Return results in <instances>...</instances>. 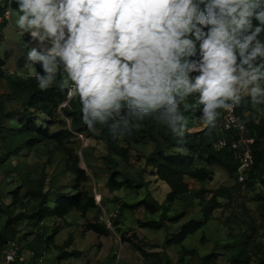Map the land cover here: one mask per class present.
<instances>
[{"label":"rangeland","instance_id":"rangeland-1","mask_svg":"<svg viewBox=\"0 0 264 264\" xmlns=\"http://www.w3.org/2000/svg\"><path fill=\"white\" fill-rule=\"evenodd\" d=\"M17 18L12 11L0 41V57L5 61L6 72L28 78L35 76V69L26 62L25 38L15 28ZM196 95L183 103L191 107L184 114L186 130L195 135L188 136L185 130L183 137L177 136V144L169 153L192 158L199 167L207 166L205 154L192 146L190 139L200 140L206 136L201 131L209 129L224 141L232 118L243 127L235 129L239 131L236 144L243 150L250 149L246 136L249 123L253 120L261 124L264 105L252 103L245 93L241 106L232 111L217 110L216 127L210 129L200 118L202 106L197 105ZM24 102L23 97L16 98L9 92L6 81H0V235L13 234L11 244L24 249V259L30 258L27 245L36 238L26 237L27 233L45 225L49 234L57 230L45 252L48 263L57 262L63 254L61 264H167V254L173 264H264V183L248 182L245 174L235 180L221 166H207L214 176L206 182L186 176L192 190L204 189L206 198L216 197L219 206L201 229L180 241L183 224L205 219L198 198L181 218L177 217L184 201L167 203L169 212L164 224L160 210L149 211L144 204L135 209L123 208L124 202L141 201L147 189L158 201H166L168 185L159 181L153 175V167L146 164L156 145L165 144L168 127L163 122L152 128L137 125L130 133L112 136L114 146L110 147L102 128L90 130L83 124L78 127L66 116L64 108L76 109V103L71 101L58 108L54 123L49 124L46 115L38 118L50 127L51 133L63 131L62 139L40 140L30 146L20 136L4 135L7 128L18 124ZM105 128L111 131L109 124ZM115 162L118 180L127 179L129 184L111 190L108 181ZM140 181L146 186L141 187ZM79 194L93 197L96 206L87 212L74 209L63 217L47 216L42 222L32 217L34 205L53 208L59 197L71 199ZM96 223L107 232L94 229ZM12 246L4 251L1 260L15 250ZM241 251L245 254L240 255Z\"/></svg>","mask_w":264,"mask_h":264},{"label":"clouds","instance_id":"clouds-1","mask_svg":"<svg viewBox=\"0 0 264 264\" xmlns=\"http://www.w3.org/2000/svg\"><path fill=\"white\" fill-rule=\"evenodd\" d=\"M10 3L37 87L66 74L90 130L109 124L119 137L153 118L183 137L193 94L210 129L245 93L264 105V0Z\"/></svg>","mask_w":264,"mask_h":264},{"label":"trees","instance_id":"trees-1","mask_svg":"<svg viewBox=\"0 0 264 264\" xmlns=\"http://www.w3.org/2000/svg\"><path fill=\"white\" fill-rule=\"evenodd\" d=\"M10 0H0V15H4L9 8ZM15 4L11 5V9L15 8ZM9 21L3 19L0 22V41L3 39V31L8 26ZM5 61L0 57V81H6L9 92L16 98L23 97L25 99L24 109L22 111L21 118L14 127L7 128L6 134H11L13 136H20L25 139V142L30 146H34L36 142L40 140H49L56 139L61 140L63 131L51 133L50 127L42 124L39 121V117L46 115L48 118V123H54L56 120V113L58 108L66 102L76 103V109L69 110L64 108L65 114L67 117L73 120V124L78 126L83 124L87 127L86 124L82 121V113L80 112V102L79 97L74 96L71 100L67 99V84L66 74L59 76L57 80L53 82L48 90L42 91L37 87V82L35 76H30L28 78H22L15 74H10L4 69ZM37 70L39 71V66L37 65ZM60 88H64V94H61L59 91ZM188 100V98L186 99ZM184 104L181 105L182 114L189 113L191 107H188V110H184ZM159 120L153 118H146L144 121L135 122L134 126L142 125L149 128H152ZM250 130L247 133V138L252 140L249 143L250 153L252 156V164L246 169H240L241 159L239 157L240 152L243 149L238 147L236 141L239 138V131H235L236 127L231 126V130H226L229 135L220 141L216 134L212 133L209 129L201 131L205 133L206 136L200 140L194 138L190 139L191 145L196 146L201 149L205 154V162L208 167L211 166H221L223 167L229 176L235 180H238L243 174L248 176V182L259 181L264 183V118L261 121V124H255L253 120L249 123ZM105 125L97 123L95 127L102 128L103 132L109 138L107 140L110 147L114 146V142L111 139L113 134L112 131H109L105 128ZM89 129V128H88ZM188 130V125L187 128ZM168 133L165 138V144H157L155 149L149 153L146 164L147 166H152L154 171L153 175L159 181L164 182L169 187V192L166 198V201H158L147 189L146 195L144 198L137 203H123V208L135 209L139 205H145L149 211L155 212L160 210V221L164 224L165 219L168 218L169 207L168 204L175 202L176 200H183L184 206L181 213L177 218L185 216L187 210L193 205L196 198L199 199V205L204 213V220L198 221H188L183 224L180 232V241L184 240L188 235L196 233L199 229L202 228L206 222L209 214L219 206V202L216 197L207 199L205 196V190H192L188 183L185 181V177L189 176L198 182H206L211 180L214 176L213 171L209 170L207 166L199 167L196 165V162L192 158H186L179 154L169 153L170 150L177 144V136H174L170 129L167 128ZM186 130V131H187ZM188 136L193 137L191 131L186 132ZM114 137V136H113ZM237 145V146H235ZM117 163H114V170L111 173L108 181V186L111 190L122 189L123 187L129 184V181L118 180L119 173L116 170ZM141 187H145L142 181L139 182ZM19 199L15 195L14 201L17 202ZM168 203V204H167ZM95 200L93 197H84L83 194H79L75 198L68 199L67 197H59L55 206L52 208L49 205L45 208H41L39 205H34L32 217L37 220V222H42L47 216H60L68 214L74 209L82 210L87 212L90 208L95 207ZM8 208V207H7ZM10 209V208H8ZM38 209V210H37ZM3 209H0L2 212ZM9 211V210H8ZM43 228V229H41ZM93 228L99 231L107 232L99 224H94ZM57 230L52 231L49 234V231L45 225L42 227H35V230L27 233L28 235H36V238L29 242L30 258H23L24 249L18 245L12 246L14 236L8 232H3L0 235V257L3 256V253L10 246L15 248L16 255L13 262L10 264H61V261L64 258V255L57 257V262L48 263L45 259V252L49 249L50 243L53 241L54 236L56 235ZM241 254H245L244 251H241ZM167 264H173L170 257L165 255ZM241 260V259H239Z\"/></svg>","mask_w":264,"mask_h":264},{"label":"built area","instance_id":"built-area-1","mask_svg":"<svg viewBox=\"0 0 264 264\" xmlns=\"http://www.w3.org/2000/svg\"><path fill=\"white\" fill-rule=\"evenodd\" d=\"M11 14H12V11H11V3H9V8L8 10L6 11V13L4 15H0V22L3 21V19H6L10 22V19H11ZM20 34V32H18ZM23 38H25L23 35H22ZM70 88H71V85L70 83L67 84V99L68 101L71 100L74 96L70 95L69 92H70ZM235 126V127H240V128H243L242 125H240L239 122L235 121L233 118L231 121H229V127L231 128V126ZM250 142H252V140H250ZM237 146V145H235ZM239 157L241 159V167L240 169H246L248 167H250V165L252 164V156H251V153H250V149H245L243 150L242 152H240L239 154ZM112 225V222L109 220L108 221V226H111ZM15 255H16V251L15 250H11L9 252H7L4 256V260H1L0 259V264L3 262H6V263H11L14 261L15 259ZM21 260H23V257H21Z\"/></svg>","mask_w":264,"mask_h":264},{"label":"crops","instance_id":"crops-1","mask_svg":"<svg viewBox=\"0 0 264 264\" xmlns=\"http://www.w3.org/2000/svg\"><path fill=\"white\" fill-rule=\"evenodd\" d=\"M11 16H12V14H11ZM10 21H11V19H10Z\"/></svg>","mask_w":264,"mask_h":264}]
</instances>
